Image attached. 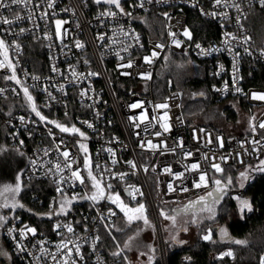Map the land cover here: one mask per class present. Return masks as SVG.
Wrapping results in <instances>:
<instances>
[{"label": "built area", "instance_id": "1", "mask_svg": "<svg viewBox=\"0 0 264 264\" xmlns=\"http://www.w3.org/2000/svg\"><path fill=\"white\" fill-rule=\"evenodd\" d=\"M5 2L10 7L0 8V17L13 23H0V39L8 46V60L20 83L6 78L12 75L11 69L0 68V148L7 146L24 158L23 183L49 187L46 202L45 191L31 194L39 206L46 203V208L35 214L41 219L37 225L0 207L5 217L1 236L10 257L22 264H123L120 250L107 248L108 240L115 246L112 229L124 213L107 197L118 195L127 207H148L157 231L161 264H167L157 202H173L178 209L183 208L212 192L217 186L214 181L222 180L225 173L247 171L264 161V128L259 126L264 122V100L252 98L253 94H264V38L253 35L250 26L251 16L264 7L258 0H237L241 15L236 8L224 6L233 0H221L219 5L216 0H152L143 8L138 0H120L124 13H131L125 15L103 0L99 4L96 0ZM154 9L164 11L162 38H146L143 32ZM185 10H194L209 23L203 40L193 39ZM17 16L21 19L16 20ZM58 19L59 36L54 24ZM185 30L190 38L184 35ZM245 37L250 38L247 43L243 42ZM77 41L82 48L76 47ZM166 52L204 65L217 100H242L252 111L247 133L226 135L187 123L181 111L182 94L170 86L165 95L155 97L153 78ZM145 57L151 62H145ZM0 60H4L2 49ZM129 63L131 67L126 66ZM251 81L258 84L248 85ZM24 88L32 96L31 102ZM32 103L46 120L32 111ZM134 103L142 107L131 108ZM158 104L168 107L156 108ZM48 121L75 126L84 137L61 132ZM148 141L161 147L149 148ZM65 151L69 153L67 160L62 155ZM86 154L92 160L93 176L98 180L103 177V198L86 173ZM66 163L71 168L65 167ZM213 163L223 172H216ZM57 164L63 171L56 169ZM193 164L199 168L192 170ZM73 171L80 173L83 183L72 176ZM200 173H207V186L195 187ZM169 184L174 191H169ZM94 192L96 200L86 198ZM110 210L115 215H110ZM67 226L73 231L68 232ZM29 228L35 229V234L27 231ZM62 243L68 247H58ZM114 252L119 255L114 256ZM228 252L217 253V259L230 257Z\"/></svg>", "mask_w": 264, "mask_h": 264}, {"label": "trees", "instance_id": "2", "mask_svg": "<svg viewBox=\"0 0 264 264\" xmlns=\"http://www.w3.org/2000/svg\"><path fill=\"white\" fill-rule=\"evenodd\" d=\"M255 15L251 16L250 26L253 35L258 38H264V9H257ZM187 14L188 26L191 29L194 40H203V32L210 29L209 23L201 19L194 10H185ZM164 11L152 10L148 15L147 26L143 27L146 38H162L164 35L165 19ZM125 83L128 87L129 82ZM255 81H251L248 85H257ZM213 81L207 77L205 66L197 61L174 55L166 52L160 60L152 83L153 95L157 98L166 94L168 87L181 92V111L187 123H195L203 127H208L217 132L226 135L241 136L247 132L233 134L224 130H220L215 126L214 118L205 117L203 110L209 104L225 103L220 112L221 120L224 122L231 121L235 123L239 112H242L247 119L249 118L250 109L240 99L217 100L212 91ZM203 92L205 97L203 104L195 101L197 92ZM193 96V97H192ZM192 119H195L192 120ZM199 119L198 121H196ZM216 119V118H215ZM248 120V127H249ZM24 167V158L22 155L13 152L7 146L0 148V199L7 198L9 209L15 214L20 215L24 221H29L35 225L40 218L35 214L46 208V203L39 206L36 201L31 200V194L43 192L44 201H47V191L49 187L44 183H23L21 180V172ZM264 167V166H262ZM253 169V168H252ZM250 170V169H249ZM248 171V170H247ZM239 171H230L224 174L222 183L231 178V184L238 188L237 179L241 173ZM17 176L20 177L19 192L13 193L8 190V186L15 188L17 184ZM246 189L239 198L228 197L223 203L217 207H211L213 219L206 221L201 226L200 234L192 245H182L175 248H165V256L167 264H258L262 254H264V171L252 172ZM3 188L6 190L3 192ZM154 192V191H153ZM241 200L248 201L251 211L244 209L241 211ZM15 205V207H13ZM22 205V207L20 206ZM148 208L147 206H145ZM210 208L201 209L206 212ZM149 210V209H147ZM157 210L159 212L160 223L166 222V217L177 214L178 206L173 202H157ZM32 212V213H31ZM163 212V215L161 214ZM196 212V211H193ZM125 214H120L112 229V236L119 242L125 243L131 235L138 231L139 223L127 225L124 220ZM210 230L211 236L208 241L201 240V233ZM221 229L227 232V236L222 235ZM226 238V240H223ZM109 239V237H108ZM246 241L245 244H236L234 241ZM5 244V243H4ZM156 244V243H155ZM6 246V245H5ZM7 248V247H6ZM109 251H113L115 246L112 242L108 246ZM230 249L233 252L232 258L224 257L219 260H211L210 254L219 253L223 250ZM155 250H157L155 248ZM187 258V260H186ZM0 264H22L11 258L0 259ZM153 264H161L160 258L157 257Z\"/></svg>", "mask_w": 264, "mask_h": 264}, {"label": "rangeland", "instance_id": "3", "mask_svg": "<svg viewBox=\"0 0 264 264\" xmlns=\"http://www.w3.org/2000/svg\"><path fill=\"white\" fill-rule=\"evenodd\" d=\"M57 21H60V19L55 21V29L57 34ZM61 29V23L59 25V30ZM60 35V34H59ZM58 35V36H59ZM203 92L199 91L195 95L194 100L198 101V103L203 104V100L208 98V96H203ZM193 97V96H192ZM225 106L224 104L220 103H213L209 104L206 109L203 110V115L205 117L214 118L215 120V126L220 129L224 130L228 133L233 134H239L244 133L248 131V120L247 117L242 112L238 113L237 121L235 123L231 121H225L224 119L221 120L220 118V112ZM250 115H252L249 112ZM216 118V119H215ZM195 121V119H192ZM197 119L196 121H198ZM84 158L88 160L89 162V168H86V173L88 175L89 170H91L92 160L91 157L86 154ZM264 165H259L258 167H255V172H262L261 170H258L259 168H262ZM92 172V171H91ZM250 170L244 172L246 173V178L242 179L241 176L237 179V184L241 185L247 181V179H250V176L252 172ZM6 189L3 188V192ZM4 205H7L5 207ZM139 205L135 206H128V208H136ZM145 206V205H144ZM0 207L4 209H9V202L7 198L0 199ZM148 208L145 207L144 215L147 217L148 224H145L143 220H133L131 223L128 222L127 217L124 216V220L126 221L127 225H131L134 223H139L138 231L134 232L131 237H129L125 243L119 242L117 239H115V247L116 249L122 254L123 264H153V262L156 261L157 257L160 258L161 261V253H160V247L158 244L157 239V231L156 227L152 218V215ZM211 209V208H210ZM129 215H138L137 213H129ZM0 217H4L0 213ZM174 217V219H173ZM5 218V217H4ZM213 219V216L211 214V211L206 210V212H203L202 210H199L197 212H192L189 214H183V213H177L169 216L166 218L165 223H161V233H162V240H163V249L165 251V248H175L180 247L182 245H192V243L195 242V240L199 236V232L201 229V226L206 223V221H210ZM4 221H0V259H9V252L2 240L1 236V229L4 224ZM209 235L211 236V232L208 229L205 233H201V240L202 241H208L209 239L205 240L204 236ZM131 238V239H130ZM156 243V244H155ZM127 245V247H125ZM155 248L157 250H155ZM230 250V249H229ZM232 255L227 258L233 257V252L230 250ZM211 260H218L217 259V253L210 254ZM264 258V254L261 255L259 259V263L261 264V259ZM187 259V258H186Z\"/></svg>", "mask_w": 264, "mask_h": 264}, {"label": "snow or ice", "instance_id": "4", "mask_svg": "<svg viewBox=\"0 0 264 264\" xmlns=\"http://www.w3.org/2000/svg\"><path fill=\"white\" fill-rule=\"evenodd\" d=\"M22 2H26V0H10L11 5H15V4L22 3ZM101 2H102V0H96V3L97 4H99ZM103 2L108 3L109 5H115V7L117 9H119L121 13H124V10H123V8L121 7V4H120V0H103ZM151 2H152V0H138V6L141 7V8H143V6H144L145 3H151ZM216 3H217V5H219L221 3V0H216ZM258 3H259V5L261 7H264V0H258ZM48 6L49 7H52V4L50 3ZM224 6L225 7H234V8H236V10L238 12L241 13V15H243V12H242L240 3L237 2V0H233V3L231 5L225 3ZM8 7H10V4L9 3H6L5 0H0V8H8ZM107 14L108 15H112V16H115L116 15L115 12H108ZM124 14L125 15H131V13H124ZM102 15H104V13H102ZM225 15H227V13H225ZM15 19L16 20H19V19H21V17L17 16ZM0 23L12 24L13 21L12 20H9L7 18L0 17ZM60 23H61L60 21H57V35L60 34V30H59ZM237 23L240 24V16L237 17ZM241 27H242V25H241ZM21 31L23 32L24 30L21 29ZM184 35L185 36H188L189 38L191 37V34H190V32H188V30H185ZM232 38L235 39V37H232ZM100 39H103V37H100ZM249 39H250L249 37H245L244 40H243V42L244 43H247ZM176 43H177V45H179V41H176ZM76 47L82 48L83 45L80 42L77 41ZM157 47H160V45H157ZM197 47L199 48L200 46L197 45ZM16 48L19 49V45H16ZM0 49L3 50V56H4V60H0V68L7 67V68L11 69L12 70V75L10 77H6V78L7 79L15 80L16 83L19 84L20 81L16 78L14 65L11 63L10 60H8V46L6 45V42L3 39H0ZM246 51H247V49H246ZM156 55H157L156 52H153L152 53V56L153 57H155ZM5 61H8L7 64H5ZM145 62L150 63L151 62V58L145 57ZM126 66L127 67H131V63H129ZM125 74H127V73H125ZM73 75L75 76L76 73L74 72ZM89 75H93L94 76V75H98V73H89ZM146 78H150V74ZM34 79H35V77H34ZM235 82H236V80L234 79V83ZM23 91H24V94H25L26 98L28 99V101L31 102L32 101V96L29 94L28 89L27 88H24ZM236 91L239 92L240 89H236ZM81 95H86V93L82 92ZM252 98L253 99L264 100V94H261V95L253 94ZM130 107L131 108H140V107H142V104H140V103H134V104L130 105ZM167 107H168L167 104H158V105H156V108H167ZM32 111L35 112L38 117H40V120H42V121L46 120V118L44 116H42L41 113L36 109V106H35L34 103H32ZM48 123L54 124L55 127H57V128L60 129L61 132H64V133H79V135L81 137H84V133L81 132L75 126L69 127V126L60 124V123H58L56 121H48ZM88 126L89 127H92L91 124H89ZM138 126L139 125L137 124V127ZM259 126L261 128H264V122H262ZM161 127H163L165 131L168 130V127L166 125H161ZM50 134H51V131H50ZM156 135L157 136H160L161 133L160 132H157ZM217 139L220 140L219 137ZM210 142H211V140H209V143ZM21 143H23V142L21 141ZM147 143H148V147L149 148H152V149H158V148L161 147V145L152 144L151 141H148ZM254 143H256V142H254ZM221 144H222V141H221ZM80 147L85 152L87 151V149H86V147H85L84 144H80ZM141 147H143V145H141ZM164 147H167V146L164 145ZM62 155L66 158V160L69 157V153L67 151L63 152ZM187 155H191V153H187ZM205 158L207 159V157H205ZM222 159H225V158H222ZM129 163L131 164V166L133 168L136 167V165L133 164L131 161ZM261 164L264 165V161H262ZM211 166H212V168L216 172H223V169L220 167L219 164L213 163ZM65 167L71 168V164L70 163H66L65 164ZM85 167L86 168H89V162H88L87 158L85 159ZM198 168H199V165L198 164L191 165V169L192 170H196ZM56 169L58 171H63V169H61V166L59 164L56 165ZM258 170L264 171V167L259 168ZM165 171H170V169H165ZM72 176L75 177L77 180H79L81 183L84 182V178L81 177V175H80V173L78 171H73L72 172ZM240 176H241L242 179H245L246 178V173H241ZM88 178L92 181L93 188L100 190V196H101V198H103V196H104V190L101 187V181H102L103 177L101 176V178L98 180L96 176H93L91 170H89V172H88ZM121 178H122V176H121ZM16 179H17V184H16L15 188H12L11 186H8V190L12 191L13 193L19 192V190H20V184H19L20 177L17 176ZM61 179L63 180V177H61ZM207 179H208L207 173H200L199 174V182L195 183V187H201L202 185L207 186ZM228 182H229V184H231V178H229ZM214 183L217 185V191L218 192H223V188L220 187L221 186V180L217 179V180L214 181ZM107 187L110 189L111 188V185H107ZM168 188H169V191H174V189H173V187H172L171 184L168 185ZM58 191H60V189H58ZM134 191H139V190L138 189H134ZM183 191H187V189L185 188V189H183ZM140 194L143 195L142 193H140ZM207 197H213V192H211V191L208 192ZM86 198L92 199V200H96L97 199V196H96V193L94 192L91 197H86ZM107 199L111 200L112 203H118V206L120 207L121 211L124 212V214L127 217V220H128L129 223H131L133 220H141L142 219L145 224H148L147 217L144 215L145 206L143 204H140L138 207H136V208L133 209V208H128L126 205L123 204V202H120L118 195H116L115 198H113L111 195H109L107 197ZM133 199H135V196H133ZM206 199H207L206 197H203L202 196V197H200L199 201H196L194 203L200 204L202 202H205ZM215 199L216 200H219L220 199V196H216ZM4 206L7 207V205H4ZM20 206L22 207V205H20ZM13 207H15V205H13ZM244 209H248L249 211L252 210L251 209V206H250V204H249L248 201H241V211L243 212ZM63 210H64V204L62 202L61 203V209H60V211L62 212ZM209 211H211V209H209ZM130 212L131 213H137L138 215H129ZM57 214H59V213H57ZM161 214L163 215V212ZM110 215H115V213L114 212H111V210H110ZM4 219H5L4 217H0V221H3ZM173 219H174V217H173ZM67 230H68V232H72L73 231V229L71 228V226H67ZM9 231H11V229ZM27 231L32 232L33 234H35V231L36 230L33 229V228H29V229H27ZM221 232H222V235L227 236V232L225 230L221 229ZM97 239H99V237H97ZM204 239L205 240L210 239V236L209 235H206V236H204ZM234 242L236 244H245L246 243V241H242V240H236ZM17 247L20 248V245L18 244ZM58 247L67 248L68 245H67V243H62ZM125 247H127V245H125ZM21 251H23L22 248H21ZM71 251L72 250L69 249V253H71ZM76 251H77V253L79 252V245L76 246ZM113 255L114 256L119 255V252H114ZM226 255L231 256L232 253L231 252H228V253H226ZM65 264H67V262H65ZM73 264H75V262H73ZM261 264H264V258L261 259Z\"/></svg>", "mask_w": 264, "mask_h": 264}, {"label": "water", "instance_id": "5", "mask_svg": "<svg viewBox=\"0 0 264 264\" xmlns=\"http://www.w3.org/2000/svg\"><path fill=\"white\" fill-rule=\"evenodd\" d=\"M229 188L230 187L228 185V187H225V189L223 190V192H218L217 190H213L212 191L213 192V197H207V195H206L205 196L207 198L206 201L205 202H202L200 204L194 203V202L199 201V200L189 202L183 208L178 209V213L189 214L193 210L197 212L198 211V207L200 205H203L204 203H210L212 201H214L215 202V205L217 207H219L223 203L224 199H226L227 196L229 195V193H230ZM216 196H220V199L219 200H216L215 199ZM223 240H226V238H224Z\"/></svg>", "mask_w": 264, "mask_h": 264}, {"label": "flooded vegetation", "instance_id": "6", "mask_svg": "<svg viewBox=\"0 0 264 264\" xmlns=\"http://www.w3.org/2000/svg\"><path fill=\"white\" fill-rule=\"evenodd\" d=\"M256 170L255 169H250V172H255ZM249 172V173H250ZM247 184H248V179H247V181L245 182V183H243V184H241V185H239V187L238 188H236V187H234L233 185H229V190H230V193H229V195L227 196V198L228 197H231V196H233V197H237V198H239L241 195L240 194H242L243 193V191L246 189V187H247ZM228 185H225V184H222L221 183V186L220 187H222L223 188V190L225 189V187H228ZM232 189V190H231ZM213 190H217V186L213 189ZM242 201V200H241ZM213 205H215V202L214 201H212V202H210V203H204L203 205H200L199 207H198V211L199 210H201V209H205V208H211ZM194 211V210H193ZM192 211V212H193ZM191 212V213H192ZM178 213V212H177Z\"/></svg>", "mask_w": 264, "mask_h": 264}]
</instances>
